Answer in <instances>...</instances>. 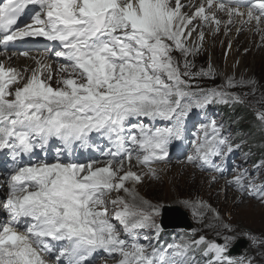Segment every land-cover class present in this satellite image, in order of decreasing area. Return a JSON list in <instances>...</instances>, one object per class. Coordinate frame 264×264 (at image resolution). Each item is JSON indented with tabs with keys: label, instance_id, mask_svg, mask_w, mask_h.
Masks as SVG:
<instances>
[{
	"label": "snow or ice",
	"instance_id": "1",
	"mask_svg": "<svg viewBox=\"0 0 264 264\" xmlns=\"http://www.w3.org/2000/svg\"><path fill=\"white\" fill-rule=\"evenodd\" d=\"M253 22L261 31L264 0H0V53L35 64L0 62V153L13 161L0 201V264H197L196 253L203 264H264V234L236 228L202 200L184 204L222 239L193 231L178 243H152L160 208L138 190L160 178L156 166L170 162L194 110L244 105L255 94L257 81L236 72L239 61L214 88L200 84L217 79L211 63L193 71L206 35ZM254 116L264 137V109ZM224 129L203 123L187 163L222 174L253 135ZM92 149L100 155L77 157ZM254 167L228 181L241 194L237 207L264 204V159ZM240 238L256 255L230 254Z\"/></svg>",
	"mask_w": 264,
	"mask_h": 264
},
{
	"label": "rangeland",
	"instance_id": "2",
	"mask_svg": "<svg viewBox=\"0 0 264 264\" xmlns=\"http://www.w3.org/2000/svg\"><path fill=\"white\" fill-rule=\"evenodd\" d=\"M239 27L240 25L232 26L228 35L224 33H218L217 36L206 35L205 51L196 57V68L193 71L201 67L207 68L208 64L211 63L219 73L217 79L211 81L205 78L200 81V84L205 88H214L223 82L225 73L233 72L234 64L239 61L238 69H236L237 74H243L246 77L251 76L257 81L255 94L248 96L245 104L242 105L251 112L249 119L245 121L246 124L251 122L252 117L255 118L254 112L257 109H264V27H260L261 31H257L256 26L254 29L248 26L238 32ZM229 43L232 46L230 51L227 47ZM201 111L199 109L194 110L189 118ZM191 130L197 131V128L193 127ZM192 135L193 139L196 138L194 134ZM254 139L259 140V147L264 152V137L260 136L257 129ZM238 162H242V160ZM229 163L236 164V161L233 160ZM159 176V179H146L142 185L138 186V190L141 196L159 206L160 213L165 214L166 207L174 209L176 212L179 211L182 215L187 216L191 226L197 228L200 234H204L210 239H218L220 237L216 236L215 231L201 224L193 215L192 210L184 204L186 200H202L228 219L236 228L251 230L258 236L264 234V206L252 200H245L243 205L237 207L241 197L223 182L216 179L213 183V177L201 174L193 167L185 165H163L159 169ZM217 188L219 189L218 192L211 194V191ZM208 223H213L211 213L205 220V224ZM172 232L174 231L160 232V234L169 237ZM237 243L241 244L239 245L241 251L244 250L249 253V255L245 254L244 256L256 255L257 249L251 247L245 239L240 238ZM257 259L259 261L260 257Z\"/></svg>",
	"mask_w": 264,
	"mask_h": 264
},
{
	"label": "water",
	"instance_id": "3",
	"mask_svg": "<svg viewBox=\"0 0 264 264\" xmlns=\"http://www.w3.org/2000/svg\"><path fill=\"white\" fill-rule=\"evenodd\" d=\"M166 214L163 219V226L166 229H179L188 228L190 224L187 220L179 217L180 213L176 212L174 209H166ZM235 252V251H234Z\"/></svg>",
	"mask_w": 264,
	"mask_h": 264
},
{
	"label": "bare ground",
	"instance_id": "4",
	"mask_svg": "<svg viewBox=\"0 0 264 264\" xmlns=\"http://www.w3.org/2000/svg\"><path fill=\"white\" fill-rule=\"evenodd\" d=\"M260 27H264V24H262ZM251 28L252 29H254L255 28V22H253V24L251 25ZM220 33H224V30L222 29L221 31H220ZM222 35V34H221ZM215 36H217V34L215 35ZM30 64H34V62L32 61V60H25V59H21V58H13L12 60H11V63H10V65L11 66H13V67H16V68H20L22 65H24V66H27V67H30ZM31 68H34L33 66H31L30 67V69ZM226 188V187H225ZM218 188L217 189H214V190H212L211 192V194H215V193H217L218 192ZM240 200V199H239Z\"/></svg>",
	"mask_w": 264,
	"mask_h": 264
},
{
	"label": "trees",
	"instance_id": "5",
	"mask_svg": "<svg viewBox=\"0 0 264 264\" xmlns=\"http://www.w3.org/2000/svg\"><path fill=\"white\" fill-rule=\"evenodd\" d=\"M241 114H242V116H247V115H251V112H249V111H245V109H243V110H241V112H240ZM247 127H249L250 129V131H251V133H253L254 131H253V129H254V125L252 124V125H250V126H247Z\"/></svg>",
	"mask_w": 264,
	"mask_h": 264
}]
</instances>
